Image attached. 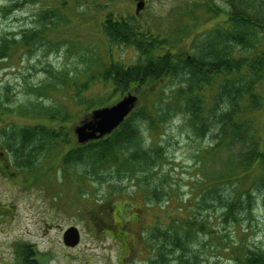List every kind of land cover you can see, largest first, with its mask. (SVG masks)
Listing matches in <instances>:
<instances>
[{
  "label": "rangeland",
  "instance_id": "374dc122",
  "mask_svg": "<svg viewBox=\"0 0 264 264\" xmlns=\"http://www.w3.org/2000/svg\"><path fill=\"white\" fill-rule=\"evenodd\" d=\"M135 1L0 0V40H28L27 48L16 42L9 56L0 58V264H22L23 245L39 253L42 264H119L124 254L123 264H175L177 256L165 252L161 236L158 239L154 232L192 217L208 222L191 246L198 264H242L241 247L264 249V206L252 216H240L234 225L223 221L215 203L204 209L196 205L216 183L213 178L230 171L228 149L212 148V136L195 132L186 112L163 118L160 108L163 100L170 101L171 92L180 91L194 97L188 100L201 102L204 116L224 93L225 78L234 79L232 70L211 73L201 89L190 85L189 72L163 76L145 102L149 117L153 121L160 117L152 126L150 121L142 125V140L146 146H163L164 162L158 171L167 175L169 195L151 202L147 188H135L133 173L119 172L120 161L94 164V169L86 158L66 164L68 152L77 144L73 127L94 110L89 104L107 101L104 105L111 106L136 91L132 87L117 95L112 80L106 79L113 63L127 67L139 60L134 47L112 43L104 30L107 19L137 21L150 37L163 39L166 45L156 57L168 52L194 56L207 42L213 46L214 35L233 29L235 3L229 0H146L140 11H133ZM43 11L53 12L49 21L42 22ZM188 11L195 13L188 16ZM244 13L258 25L253 43L262 44L264 10L254 4ZM246 44L233 51L232 59L248 55ZM256 88L260 105L255 107L246 98L241 102L245 114L235 118L260 132L264 143V78ZM139 96L137 106L144 105ZM34 125L42 134L22 149L17 132ZM6 137L12 150L6 151ZM13 147L22 155L20 163L35 158L32 171L12 165ZM233 148L240 150L239 145ZM72 226L81 235L75 248L63 242L64 232ZM211 230L216 234L210 236Z\"/></svg>",
  "mask_w": 264,
  "mask_h": 264
},
{
  "label": "trees",
  "instance_id": "16d2710c",
  "mask_svg": "<svg viewBox=\"0 0 264 264\" xmlns=\"http://www.w3.org/2000/svg\"><path fill=\"white\" fill-rule=\"evenodd\" d=\"M229 1L231 5L235 3L231 11L232 32L214 35V37L211 35L209 38L213 37V46L209 41L206 46H202L201 50L198 49L197 54L187 58L182 57L181 53L172 55L169 52L156 57L155 52L166 45L163 39L150 37V32L142 30V26L137 21L134 23V20L130 21V19L116 21L107 19L104 22V30L112 39V43L136 48L139 60L136 64L127 67L113 63L107 71L106 79L112 80L117 95L125 94L132 87L148 88L153 90V93L147 90L140 92L144 105H139L109 136L84 145H74L67 154L66 164H72L71 161L82 163L86 158L90 163L88 164L94 169V164H103L104 161H116L115 163L120 161L119 172L133 173L131 178L137 179L138 183L135 188L138 191H146L147 188L151 202L169 195L171 190L165 186L167 175H162V172L158 171L164 162L163 146L159 144L146 146L142 140V125L150 121L149 126H152L159 122L160 117L157 116L153 121L144 108L146 107L145 102L148 101L150 94L157 91L160 86L157 84L163 80V76H175L178 73L189 72L190 85H197V88L201 89L202 83L211 75L210 72L205 73L202 67L209 66L211 73L215 75L232 70L235 75L234 79L225 78L224 93L218 94L215 106L204 116H201V102L188 100L194 97L183 96L184 94L180 91L171 92L170 101L166 103L163 100L160 108L163 118H167L172 112L174 114L186 112L190 116V127L195 132L201 131L206 136H212L211 141L214 143L212 148L225 146L228 149V161L231 162L230 171L215 176L213 180H216V183L208 186L204 196L196 205L204 209L211 206L209 203H215L222 210L223 221L234 225L241 221L240 216H252L258 206H264V143L260 132L254 127L256 133L247 122L236 120L238 116L246 112L241 107V102L246 98L250 99L255 107L260 105V100L256 98V87L264 78V42L262 44L253 43L256 40L255 31L258 25L250 19L251 16L247 17L244 11L252 9L254 4L264 10V0ZM15 6L18 7L19 4L16 3ZM208 8L212 9L207 5ZM208 12L212 14L213 11ZM192 13L195 12L188 11V16L193 15ZM52 15L53 12L43 11L42 22L49 21ZM41 26L44 27V24L42 23ZM247 37L248 44H246ZM16 42L18 41L15 38L0 40V51L2 52L0 58H7L15 49L12 47L16 46ZM27 42L28 40L23 38L18 43H23L21 48L25 49ZM244 44L249 45L248 55L244 54L240 58L232 59L233 51L241 50L240 46L242 49L246 48ZM207 46L210 50H206ZM208 54L210 56H207ZM135 90L139 92L138 89L135 88ZM106 102L100 104L94 101L89 105L92 109L105 106ZM41 130L39 126L34 125L24 127L21 132H17L22 149L31 146L34 139L42 134ZM8 140L10 137L5 140L6 151L12 150ZM236 145L240 146V150L233 151ZM19 152L17 147H13L12 165L32 171L35 167V158L32 157L22 164L18 161V158L22 157ZM200 161L202 162L203 159ZM198 220L197 217H192L182 224L174 221L169 230L159 231V234L157 231L154 232L155 235L161 236L162 248H165V252H168V255L177 256L175 264H198L196 254L191 252V246L195 239L197 241V234L205 233L208 227L205 219L201 222ZM208 233L210 236L216 234L212 230ZM157 238L160 239L159 236ZM20 248H22L20 252L22 264H42L38 258L39 253H36L32 247L23 245ZM241 251L243 252L242 259L238 260H241L242 264H264V249L241 247Z\"/></svg>",
  "mask_w": 264,
  "mask_h": 264
},
{
  "label": "water",
  "instance_id": "95a60500",
  "mask_svg": "<svg viewBox=\"0 0 264 264\" xmlns=\"http://www.w3.org/2000/svg\"><path fill=\"white\" fill-rule=\"evenodd\" d=\"M136 11L142 9V0ZM139 95L129 92L111 106L94 109L81 123L73 127L77 144L84 145L90 141L105 138L119 128L121 123L138 107ZM81 235L77 227L68 228L63 235V242L67 247L74 248L79 245Z\"/></svg>",
  "mask_w": 264,
  "mask_h": 264
},
{
  "label": "flooded vegetation",
  "instance_id": "af4514ba",
  "mask_svg": "<svg viewBox=\"0 0 264 264\" xmlns=\"http://www.w3.org/2000/svg\"><path fill=\"white\" fill-rule=\"evenodd\" d=\"M142 3H143V5H145V3H146V0H142ZM139 5V1L138 0H136L135 1V8H133V11L135 10H137V6ZM203 69V71L205 72V73H209L210 71H211V69H210V67L209 66H204V67H202ZM210 74H211V72H210ZM2 155V154H1ZM104 228H106V229H108V226H106V225H104L103 226ZM105 234H108V232L106 233V232H104ZM120 234H122L121 236L123 237V235H125V230L123 229V228H121V231L119 232V235ZM127 234V233H126ZM128 235V234H127ZM122 237H120V238H122ZM123 243H125L126 241H122ZM124 257H121V262L119 263V264H123L124 263V261L126 260V258H127V256H126V254H124L123 255ZM118 264V263H117Z\"/></svg>",
  "mask_w": 264,
  "mask_h": 264
}]
</instances>
